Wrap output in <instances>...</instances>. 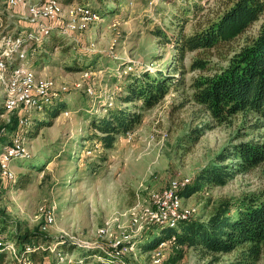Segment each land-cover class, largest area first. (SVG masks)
Here are the masks:
<instances>
[{
    "label": "rangeland",
    "instance_id": "374dc122",
    "mask_svg": "<svg viewBox=\"0 0 264 264\" xmlns=\"http://www.w3.org/2000/svg\"><path fill=\"white\" fill-rule=\"evenodd\" d=\"M85 1L100 16L109 10L112 13L82 24L79 16L68 15L65 8L68 5L60 0L57 17L53 19L59 24H46L30 14V7L40 4L38 0H17L0 10L6 14L5 21L0 17L5 25L13 23L14 28L29 29L28 40L40 41L48 33H44L45 28L54 31L42 42L50 44V51H41V44L27 56L29 42L22 45L20 37L14 38L8 33L0 34V39H8L0 51H8L9 58L14 52L20 61L17 66L29 67L36 82H49L50 93L44 100L48 105L57 103L59 108L51 116L32 107L13 111L19 119H27L26 126L18 127L14 134L27 138L24 145L30 159L14 161L11 165L15 180L2 195L0 208L5 216V230L0 235L7 238L16 228L37 231L48 241L60 240L64 244L62 250L72 258L89 254L79 247H99L113 258L116 248L113 243L130 235L133 236L132 250L123 249L117 259L107 264H149L153 248L141 246L151 241V232L156 237L159 230L143 224L134 231L130 226L131 214L137 212L139 216L149 206L150 195L171 181L198 175L223 148L264 141V130H251L248 126L254 120L250 118L242 123L240 116L222 125L212 122L192 101L191 82L200 74H210L224 62L209 57L205 73L190 71L191 61L205 56L191 52L179 60L173 49L178 32L185 36L192 34L198 24L220 8V0ZM70 21L76 23L74 32L64 30ZM257 28L255 24L248 34L254 35ZM159 32H162L160 36ZM241 43L239 40L233 46ZM38 56L46 58L48 64L36 65ZM158 71L170 76L167 94L158 105L142 111L139 102L121 103L130 77H141L147 72L153 78ZM128 73L132 76L126 77ZM0 87L2 108L4 87L2 84ZM108 108L140 114L141 121L133 132L118 136L112 147L105 149L97 140L99 133L93 124L106 116ZM10 115L4 113L2 118ZM195 129L202 130V135L189 142L187 136ZM14 134L5 138H12ZM4 144H0V153ZM31 164L39 166L32 171ZM235 164L232 160L224 162L227 171L234 172L224 185L210 186L204 192L182 197V206L194 209L193 219L206 221L222 200L236 202L264 188V161L246 172L235 171ZM40 207L52 210L54 220L44 233L40 230L43 223ZM105 222H108L109 235L103 239L96 231ZM54 244L50 243L49 248ZM124 246L129 245L123 243L118 248ZM167 253L165 247L162 262ZM235 256L230 253L210 257L200 249H187L177 264H228ZM35 261L57 264L49 253L36 254ZM95 261L96 258L88 259L89 264ZM1 264L14 263L4 257ZM256 264H264V245Z\"/></svg>",
    "mask_w": 264,
    "mask_h": 264
},
{
    "label": "trees",
    "instance_id": "16d2710c",
    "mask_svg": "<svg viewBox=\"0 0 264 264\" xmlns=\"http://www.w3.org/2000/svg\"><path fill=\"white\" fill-rule=\"evenodd\" d=\"M41 1L43 0H38V3ZM63 1L66 5L75 1L81 2L78 5L84 7L88 4L85 0ZM4 2L5 0H0V10L6 7ZM219 5L220 8L214 14L211 12L213 16L210 17L209 14L189 36H185L181 31L178 32L173 49L179 60L184 57L185 53L191 52L205 56L192 60L190 71L205 73L208 70L209 57L214 56L220 62H224L223 66L214 68L210 74H200L191 82L192 101L205 111L212 122L222 125L240 116L242 123L250 118L254 120L248 126L251 130H264V0H220ZM90 10L99 18L112 13L109 10L100 16L97 12ZM0 17L4 21L7 19L5 13L0 12ZM0 21L3 25V34L8 33L14 38L20 37L22 45L29 42L27 56L54 32L50 29L40 41H35L34 38L28 40L29 29L14 28L13 23L5 25L2 19ZM255 24H258L256 33L250 36L248 32ZM23 31L25 32L22 33ZM160 34L162 32H159V36ZM154 35L158 34L154 32ZM239 40H242V43L233 46ZM43 45L39 48L42 49L41 51H50V44ZM17 58L14 52L11 53L10 58H7V67L15 68L20 62ZM36 59V65L48 64L46 58L38 56ZM127 76H132V74L128 73ZM130 79L125 95L121 97L120 94H116V96L121 97L122 104L139 102V109L142 111L150 110L158 105L167 94L170 83V76L164 74L163 71L156 72L153 78L146 72L142 73L141 77L133 75ZM56 104H42V114L47 113L48 116L55 114L59 109L56 108L58 106ZM0 109V144L6 142L4 144L6 147L10 138L5 137L17 133L19 118L15 111L11 112L9 118L3 119L2 115L6 112L3 108ZM106 113V116L93 125L99 133L97 140L103 148L108 149L112 147L118 136L133 132L141 121V115L121 108L116 110L108 108ZM24 131L26 132V129ZM201 135L202 130L195 129L187 138H190L189 142H194ZM227 160L234 161L235 171L240 172H246L259 166L264 161V141H248L223 148L214 161L198 175L190 178L184 186L178 189L177 194L182 198L189 194L204 192L210 186L224 185L234 173L232 170L227 171V167L223 165ZM38 166V164H31L30 170L33 171ZM13 181H6L0 177V203L4 191ZM4 219V212L0 208V232L5 230ZM151 226L159 232L156 237L151 232V241L141 247L151 249L161 241H169L166 246L168 253L162 264H177L187 249H200L204 255L210 257L235 253V258L228 264H256L264 245V188L257 194L244 196L236 202L222 200L206 221L192 217L188 220L177 221L173 228L156 224H151ZM1 239L5 243L14 244L18 252L23 251L26 246L35 248L29 254V258L34 261L36 254L49 253L52 255L47 249L50 243H55V251L64 252L62 250L64 244H61L60 240L48 241L44 234L37 231H20V228H16L9 237H1ZM131 241L126 245H132ZM41 247L44 248L41 249ZM79 248L89 254L85 255L86 257H73L71 264H89L88 259L91 258H96L93 264H107L112 262L113 258L117 259L114 254L111 258L104 249L99 247ZM4 257L5 255L0 253V264Z\"/></svg>",
    "mask_w": 264,
    "mask_h": 264
},
{
    "label": "built area",
    "instance_id": "2783aa9c",
    "mask_svg": "<svg viewBox=\"0 0 264 264\" xmlns=\"http://www.w3.org/2000/svg\"><path fill=\"white\" fill-rule=\"evenodd\" d=\"M21 2V1H20ZM52 6L50 4V0H46L43 9H50V17H45L46 24H59L53 21L52 16ZM42 9V10H43ZM41 10V12H42ZM77 10L75 9V13L77 14ZM36 19L34 18V22ZM64 30H66L64 28ZM35 40V38H34ZM8 39H0V49L3 50V45H7ZM0 68H2L0 66ZM26 73V72H25ZM64 91V90H63ZM32 95V94H30ZM27 95L21 94L20 99H14L15 107H20V101L25 98ZM67 115V114H66ZM129 134V133H128ZM128 134L126 137H128ZM25 138H10L9 144L4 147V149L0 153V177L6 181H13L15 178V174L11 169V165L14 161H25L30 159V153L25 147ZM125 141H129L131 138H123ZM189 181V178L176 179L171 181L165 188L161 189L158 192L152 193L150 195L149 206L145 207L141 214L138 216L137 212L131 214L130 226L134 228V231H137L145 225H162L165 227L173 228L176 226L177 221L180 220H188L192 217H195L194 209L190 207L184 208L182 206V198L177 194V191L180 187L184 186ZM39 214L42 216L43 223L40 227L42 232L46 231L48 227L53 223V214L52 210L45 209L40 207L38 209ZM96 234L99 238H107L109 235V226L108 222H105L104 226L97 229ZM133 236H124L122 241H117L113 243V246L118 248L123 243L126 245ZM169 241H161L156 247L152 249V256L149 259V264H162L163 249L168 245ZM44 247H41L43 249ZM114 256H119V253H122V250L125 251L132 250L131 246H124L122 248H118L116 250ZM50 253H52L55 258L57 264H71L72 256L60 252L55 251L56 249H50ZM35 248L30 246H26L23 251L18 252L16 246L12 243H5L2 241L0 237V253H3L5 257H8L14 264H48L45 262L37 263L34 260L29 258V254L33 252Z\"/></svg>",
    "mask_w": 264,
    "mask_h": 264
},
{
    "label": "bare ground",
    "instance_id": "6f19581e",
    "mask_svg": "<svg viewBox=\"0 0 264 264\" xmlns=\"http://www.w3.org/2000/svg\"><path fill=\"white\" fill-rule=\"evenodd\" d=\"M17 0H5V5H12L16 3ZM46 0L40 2V4L36 6L30 7V14L36 15L41 19L45 20V17H50V9H43ZM50 4L55 6L52 8V16L55 20L56 11L58 10V1L57 0H50ZM67 13L71 17H80V21L82 24H89L96 20L98 16L94 14L89 8L80 6L78 4H70L65 7ZM43 9V10H42ZM75 9L78 11L77 14L75 13ZM42 10V12H41ZM76 17V18H77ZM2 23L0 21V34L2 33ZM66 31L74 32L76 30V23L75 21H70L66 25ZM50 29L45 28L43 31L46 33ZM2 36H4L2 34ZM10 39L11 36H8ZM15 39H11L14 41ZM17 43V42H16ZM9 59L8 51H0V84L4 87V94L2 100V108L6 113H11L16 109H28L32 107L38 112L42 110V104H49L44 98L48 97L50 93V84L49 82L42 80L36 82L35 76L33 71L25 66H16L15 68L10 69L9 73L7 72V61ZM26 72V73H25ZM9 79V80H7ZM21 94L27 95L25 98L20 101V107H15L14 99H20ZM32 94V95H30ZM27 119L21 118L18 121V126L23 127L26 126ZM12 138H18L17 134H14Z\"/></svg>",
    "mask_w": 264,
    "mask_h": 264
},
{
    "label": "crops",
    "instance_id": "0c3cea01",
    "mask_svg": "<svg viewBox=\"0 0 264 264\" xmlns=\"http://www.w3.org/2000/svg\"><path fill=\"white\" fill-rule=\"evenodd\" d=\"M71 4H74V2H72ZM13 17H14V16H13ZM23 18H24V16L21 17V19H23ZM0 91H1V87H0ZM1 93H2V92H1Z\"/></svg>",
    "mask_w": 264,
    "mask_h": 264
}]
</instances>
